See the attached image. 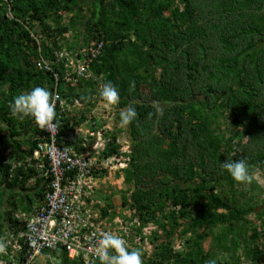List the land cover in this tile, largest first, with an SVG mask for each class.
Returning <instances> with one entry per match:
<instances>
[{
	"label": "trees",
	"instance_id": "obj_1",
	"mask_svg": "<svg viewBox=\"0 0 264 264\" xmlns=\"http://www.w3.org/2000/svg\"><path fill=\"white\" fill-rule=\"evenodd\" d=\"M178 1L183 7L176 0H0V241L20 235L25 221L17 214L38 211L45 196L44 177L29 181L38 175L33 152L48 139V117L60 145L85 149L66 137L101 128L108 142L99 162L128 157L116 171L130 185L121 204L132 212L124 224L133 223L113 238L127 245L123 264H239L236 225L260 208L239 187L264 170V0ZM56 72L68 73L57 88ZM98 99L119 108L130 152L91 113ZM109 203L104 217L115 207ZM219 224L228 231L216 246L231 254L222 262L204 248ZM150 226L161 248L152 256L131 246ZM177 237L184 251L174 249ZM259 237L255 230L252 240ZM9 251L14 264L32 252L22 235L0 254ZM54 252L43 249L37 264H80ZM243 253L264 263V243Z\"/></svg>",
	"mask_w": 264,
	"mask_h": 264
},
{
	"label": "clouds",
	"instance_id": "obj_2",
	"mask_svg": "<svg viewBox=\"0 0 264 264\" xmlns=\"http://www.w3.org/2000/svg\"><path fill=\"white\" fill-rule=\"evenodd\" d=\"M176 2L181 7H183V3L182 2H179L178 0H176ZM101 44L102 43H100L99 45L101 46ZM100 50H102V49L100 48ZM100 52H102V51H100ZM67 77H68V73H66L64 76L61 77L60 74H58L56 72L54 74L56 88H57L58 82L61 80V78L67 79ZM78 107H79V105H78ZM49 120H51V119L46 117V120L44 118V121H43V127H44V130L46 131V135H47L48 139H44L43 141H40L39 144L37 145V147L34 149V152H33V158L35 160H38V162H36V166H37V169H38V175L36 177H34V178H31L30 181H29L30 184H33V183H36L37 179H40V178L44 177V179L46 180V183H47L45 196L42 199H39V201L37 202L39 204V206H40L38 211L21 212V213L17 214V217H19V218H21V220L25 221L24 222V230L21 231V233H20V235L18 237L15 236L11 232V233H9L8 238H6V239L3 238L0 241V244H1L0 245V253L6 251L7 249L9 250L10 246L11 247L16 246V241L21 235L24 236L27 239V235H26L27 222L29 221L30 218L35 217L41 210L46 208L47 196L53 190L52 182L56 178H55L54 172L51 170V165H50L51 160H50V158L48 156L47 148H46L47 144L51 143V139H50L51 137H50L49 133L47 132V130L45 129V125H46L47 121H49ZM51 122L53 123L52 120H51ZM102 122H104V121H102ZM104 126H105V128L107 130H109V128L106 126V124H104ZM81 129H77V130H74V131L70 132L69 135L66 137V139H69V140L81 139L83 141V144L86 143L85 144L86 145L85 149H82L81 146L78 143H76L75 145L74 144L60 145V143H57V141H56V143L59 146H68L71 149V155L73 157H77V158L82 159L84 161V163H85L81 167L77 166L74 169L66 170L65 174H64V177H63V179H64L63 182L65 184L66 182H68L70 180H74L82 187V193H80L79 195L73 194L71 196V198H74L76 200L75 204L77 206H79L76 210H78L80 213H82V212L86 213L85 218L88 215V210L89 209L93 211V215L91 214V216L88 217V225H87V228H86L88 232L90 230L94 229L95 225H96L97 227H100L103 230L104 229L106 230V229L110 228L112 230V232L114 231L117 236L118 235L119 236L128 235L126 227L127 226H131V224H133V223H130V221H128V223L124 224L123 218L125 217L126 214L132 215V212L129 209H127V208L122 206L121 197H122L123 191H126L127 188L130 185L128 183H126L123 180L122 177H120V179H121L120 184L121 185H125V187L120 188L118 190L117 193H118V196H120V197H118L119 201L116 202L113 199L114 190H110L108 188V186L103 187L102 186L103 182H101L102 178H107V176L109 174V171H111L112 169H116V171H118L120 168L126 167L127 166L128 157H117V160H115L114 158L110 157V158L104 159L101 162H99L100 152L103 149V147L105 145H107L108 138H107L106 135L105 136H101V138H99L96 135V133L99 130H101L103 132L105 130H103L101 128H98V129H90L89 128L88 131H86L84 133H81L80 132ZM117 131L118 130L116 129L115 133H116V136H117V143H119L118 142ZM128 131H129V129H128ZM105 133H106V131H105ZM129 135H130V132H129ZM90 137H94V138L90 139ZM130 137H131V135H130ZM93 141H95V142L93 144H91V142H93ZM131 148H132V145H131L130 148L127 147L125 149H124V147L119 146L120 151L121 152H126V153L130 152ZM94 149H97L96 153H95L97 156H93V154H92V151ZM10 151H11V149H9V151L5 152V159L3 161L4 168H5V165L7 163H10L12 161V159H11L12 156H11ZM122 160H124V161H122ZM106 168L108 169V172L106 174H104V175L98 176L95 173V171H97V169L98 170H101V169L105 170ZM116 174H117V172H116ZM104 182H106V181H104ZM107 196H109V198ZM109 202H112L115 207L108 208L109 209L107 211L108 215H106L107 217L106 216L104 217L103 213H102V208L106 209V207H109L110 206ZM118 206H120L122 208V210H119ZM115 210H116V212L114 213ZM252 213L247 215L248 221H250L249 217H250V215ZM112 214H116V215H115V217L113 219L110 220V217H111ZM259 217H260L261 221L264 222V219H263L264 218V214H262L261 216L259 215ZM118 219H119V221H117ZM116 222H118V223H116ZM241 223L242 222H240V223H238L236 225V228L238 229V234L240 232L239 225ZM217 227L221 228L222 230L220 232H218V233H214V231H215V229ZM250 227L252 229L251 233L248 235V237L250 239L247 238L250 242H247V240H246V242L244 244V241L240 240L239 249L241 248V252H239V250H238V253L240 255L239 264H253L251 262V260L245 256V254L243 253V250H245L247 248V246H249V245L252 247L254 242H258V243H261V244L264 243V236H263L264 229H260V227L256 226L255 224L250 226ZM227 228H228V226L226 224L225 225L224 224H219L218 226H216L213 229V231L210 234V236H208L205 239V243H206V240H208L209 238H211L212 242H211V245L209 246V248H205V247L204 248L206 250H209L210 248H212L214 253H215L213 258L215 260L217 259L218 261H221V262L224 261L225 258L230 257L231 254L228 251H226L225 249H220V247H217L215 238L218 235H222L223 232L228 231ZM255 230H258V233L260 234V237L258 239H256L255 241H253L252 240L253 239L252 236H253V233H254ZM144 231H145V229H144ZM115 236H113V238ZM143 236L144 237H142L141 234H140V237H136L133 240H131L132 238H130L131 244H132V245L131 244L130 245L134 248V250L140 249L141 254H143V255L144 254H146V255L150 254V256H152L155 252L161 250L159 244H157V247L154 246L150 252H148L145 249L142 250V248H141L142 246L140 244H138V242L146 239V235L144 234V232H143ZM229 237L231 238V234L229 235ZM239 239H240V236H239ZM117 240L118 239H113V241L111 243V246L114 249L111 261H108V260L107 261L106 260L105 261H102V260L85 261L83 257H82V259L79 256L72 257V256H70L69 252L63 247L62 244H59L56 247V249L55 250L53 249V250L55 251L54 253H56V255H58L60 253H65L67 258H69L71 260H78L79 259L78 262L80 264H123L122 263V258L127 259V256H128V255H126V253H127V245H125L123 243H122L123 246L114 245V243ZM153 240H154V237H153ZM183 240H184V237H182V238L177 237L176 238L175 245H174V249L176 251H184L185 246H184V241ZM227 242H228V244H230V241H227ZM152 243L154 245H156L155 242L152 241ZM205 243H204V246H205ZM215 249H216V251H215ZM6 256H7V258H5L3 255L0 254V264H14L15 263L16 260L14 259V255L12 253H10V251L7 253ZM37 262L40 263L41 260H34L33 264H37ZM214 263L218 264L216 261H214ZM138 264H140V262H138ZM162 264H171V263H169L168 261H164Z\"/></svg>",
	"mask_w": 264,
	"mask_h": 264
},
{
	"label": "built area",
	"instance_id": "obj_3",
	"mask_svg": "<svg viewBox=\"0 0 264 264\" xmlns=\"http://www.w3.org/2000/svg\"><path fill=\"white\" fill-rule=\"evenodd\" d=\"M100 47L102 44L96 50L98 53ZM92 51L97 53L93 49ZM78 66V71L82 72L84 67ZM45 129L51 137V143L47 144L46 148L56 179L52 182V192L47 196L46 208L27 222V242L32 252L25 264H33L35 257L41 254L43 249L55 250L59 244H62L72 257H83L85 261H111L114 251L111 243L115 232L110 228L103 230L96 225L88 232V217L93 215V211L89 209L85 218L86 213L76 210L79 206L75 204L76 200L71 198L73 194L82 193V187L74 180L65 184L63 182L66 170L81 167L85 163L82 159L73 157L68 146H59L56 143L57 128L51 120L47 121Z\"/></svg>",
	"mask_w": 264,
	"mask_h": 264
},
{
	"label": "rangeland",
	"instance_id": "obj_4",
	"mask_svg": "<svg viewBox=\"0 0 264 264\" xmlns=\"http://www.w3.org/2000/svg\"><path fill=\"white\" fill-rule=\"evenodd\" d=\"M94 116L97 117V119L102 120L105 122L106 126L109 128V130H116L118 128H122V131H117V135H118V145L122 146L125 148H130L132 143H133V139L130 137L129 135V131H128V126L127 124L118 119V113H119V108L116 106L115 103H113L112 101H108V100H100L98 99L94 105V107L91 109ZM225 124L229 123V117L226 118ZM83 128L85 126H82ZM82 128V129H83ZM82 129L80 130V132L82 131ZM223 129H226V127L224 126ZM89 128L87 127L85 129V131H83L82 133L88 131ZM233 132V131H232ZM231 132V133H232ZM96 135L101 138V136H105V131H101L99 130ZM97 149H94L92 151L93 156H97L96 153ZM124 161V160H122ZM114 168V167H113ZM112 169V168H111ZM110 169V170H111ZM250 178V180H249ZM246 180L244 181V183L239 187L240 190H244L247 192V196L251 197L253 196V201L255 202L256 200L259 201L260 204V208L257 209L258 212L256 213H252L250 215V221L248 222H242L239 225L240 228V232H239V236H240V240L244 241V244L247 240V242H250L247 238L248 235L251 233V227L252 225H256L259 226L260 229H264V222L261 221L259 215V210H263L264 211V170H259L257 172H254L251 176L245 178ZM106 181V182H104ZM120 177L117 176L116 174V169H112L111 171H109V174L107 176V178H102L101 182H103L102 186L106 187L108 186V188L110 190H114L113 193V199L118 202L119 199L118 197V190L120 188L125 187V185H121L120 184ZM252 182V183H251ZM107 188V189H108ZM119 210H122V208L120 206H118ZM256 210V208H255ZM261 214H264V212H262ZM264 219V218H263ZM262 219V220H263ZM119 221V219L117 220ZM118 223V222H116ZM156 228V227H155ZM154 226H150V227H145V231L144 234L146 235V239L139 241L138 244H140L142 247V250H147L148 252H150L152 250V248L155 246L152 241H153V234L152 231L155 229ZM222 229L217 227L214 231V233H218L220 232ZM250 239V238H249ZM178 242V241H177ZM211 238H209L208 240H206L205 243V248H209V246L211 245ZM1 245V244H0ZM216 251V249H215ZM239 252H241V248L239 249Z\"/></svg>",
	"mask_w": 264,
	"mask_h": 264
}]
</instances>
